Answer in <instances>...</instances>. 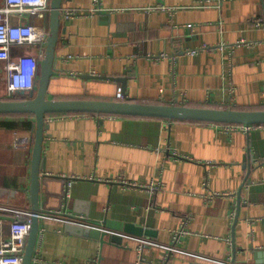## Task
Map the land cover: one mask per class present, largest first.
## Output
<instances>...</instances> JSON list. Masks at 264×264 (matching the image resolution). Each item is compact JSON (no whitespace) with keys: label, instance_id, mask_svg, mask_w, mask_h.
Returning <instances> with one entry per match:
<instances>
[{"label":"crops","instance_id":"0c3cea01","mask_svg":"<svg viewBox=\"0 0 264 264\" xmlns=\"http://www.w3.org/2000/svg\"><path fill=\"white\" fill-rule=\"evenodd\" d=\"M93 8L103 11L90 14ZM69 9L87 14L68 19ZM259 18L264 0H65L56 49L60 74L49 98L262 110ZM10 22L50 31V11L13 15ZM39 52L37 46L12 49L16 58ZM4 66L1 61L0 99L9 97ZM105 76L126 77V91L123 83L99 78ZM55 115L44 136L41 211L84 215L109 235L101 243L42 219L34 264H163L165 248L147 247L140 255L133 237L213 260L264 264L254 256L264 254L263 124L225 133L219 124L197 121ZM35 127L32 115L0 116L1 206L31 209ZM119 179L162 187L151 200ZM77 202L88 214L74 210ZM128 224L150 233L129 232ZM182 229L187 233L177 236ZM167 264L217 263L179 252Z\"/></svg>","mask_w":264,"mask_h":264},{"label":"water","instance_id":"95a60500","mask_svg":"<svg viewBox=\"0 0 264 264\" xmlns=\"http://www.w3.org/2000/svg\"><path fill=\"white\" fill-rule=\"evenodd\" d=\"M65 0H50V31L49 37L44 49V57L39 66V76L37 79L36 90L24 91L21 90L16 95H21L26 98L19 100L0 99V116L29 114L35 117V136L34 146L32 150V167H31V185L29 189L31 200V211L33 213L29 226L30 235L27 241V248L24 256L23 264H34L33 259L36 254L37 242L40 234V188H41V172L44 169V159L42 157L44 150V136L49 125L46 124V117L54 114H96V115H113V116H133V117H148L162 118L171 122L175 121H197L203 123L215 124H232L241 126H262L264 124V109L262 110H236L232 108H202L190 107L181 104H165V103H143L135 102L132 99L120 100H101V99H50V85L53 78L57 77L60 72L57 68L56 49L60 42L61 26H62V8ZM94 76H85V78ZM102 80H114L123 83V91H126V77H99ZM14 95V96H16ZM12 96V97H14ZM3 191V192H2ZM4 193L1 190L0 194ZM74 210L88 214L86 206L82 208L81 202H77ZM84 205L85 203H81ZM80 206V207H79ZM66 231L76 233L90 238H96L101 243L105 242L108 232L96 228H85L78 225H65ZM127 231L143 235L145 232H150L141 228L127 225ZM114 242H120V236L111 235ZM234 253L236 249L234 248ZM254 256L263 258L264 254L255 253ZM236 263L234 260L233 264Z\"/></svg>","mask_w":264,"mask_h":264},{"label":"built area","instance_id":"2783aa9c","mask_svg":"<svg viewBox=\"0 0 264 264\" xmlns=\"http://www.w3.org/2000/svg\"><path fill=\"white\" fill-rule=\"evenodd\" d=\"M99 3V0H94ZM5 6L0 8V62H5L3 77L6 82V89L8 91L9 97H12L19 93V91H32L36 90L37 79L39 76V66L44 57V49L49 37V31L38 25H27V24H17L14 25L10 22L11 16H18L23 18L29 13H34L37 11H51L50 0H5ZM163 8V7H162ZM63 9V8H62ZM101 8L91 9V13L101 12ZM87 14V13H86ZM79 13L75 10H66L64 16L69 19V17L83 16L86 15ZM255 26L257 28L264 29V19L259 18L256 20ZM39 47V55H18L14 57L12 55V49L15 47ZM220 46L219 49H222ZM161 57H166V54H161ZM232 102V100L230 101ZM229 102V103H230ZM233 103V102H232ZM59 116H47L46 123H49ZM219 128L225 133L241 130L250 131L256 126H241V125H218ZM122 183L123 186L129 188H140L144 189L149 193V197L152 200L154 195L161 189L162 183H151L149 185H139L135 182H131L124 179L117 180ZM72 182L68 183V187ZM215 196H229V194H218L213 193L212 197ZM150 200V202H151ZM149 202V205L151 204ZM151 206V205H150ZM235 213V212H234ZM232 213V216L234 215ZM32 211L30 208H15L0 205V264H23L24 256L27 248V241L30 235V223L32 218ZM48 220L54 222H62L64 224L78 225L85 228H96L99 229L95 224H93L87 217L80 214H71L64 210L48 211L42 212L40 214V220ZM105 231V230H103ZM187 233L184 229L178 231L176 235ZM40 236V234H39ZM178 238V237H177ZM176 238V239H177ZM139 243V253L142 252L147 247L158 246L163 247L167 250V255L164 258L163 264H167L168 257L170 253H184L193 258H198L206 260L211 263L217 264H233L232 258L228 261H220L217 259H210L198 254L187 253L181 249H177L176 246H164L155 243L149 239L133 237ZM39 242V238H38ZM37 242V244H38ZM37 246V245H36ZM38 247V246H37ZM37 251V249H36ZM96 261L93 260L94 264ZM236 264V263H235Z\"/></svg>","mask_w":264,"mask_h":264},{"label":"trees","instance_id":"16d2710c","mask_svg":"<svg viewBox=\"0 0 264 264\" xmlns=\"http://www.w3.org/2000/svg\"><path fill=\"white\" fill-rule=\"evenodd\" d=\"M22 98H26V97H23V96H21L20 94L19 95H16V96H14V97H7V98H4V99H12V100H19V99H22ZM233 109H236V110H238L237 108H233ZM89 114H92V113H89ZM89 114H86V115H89ZM24 115H29V114H24ZM55 115V114H54ZM54 115H49V116H54ZM107 115V114H106ZM106 115H102V116H106ZM123 116H125V115H123ZM123 116H119V117H123ZM130 117H133V116H130ZM264 125V124H263Z\"/></svg>","mask_w":264,"mask_h":264},{"label":"rangeland","instance_id":"374dc122","mask_svg":"<svg viewBox=\"0 0 264 264\" xmlns=\"http://www.w3.org/2000/svg\"><path fill=\"white\" fill-rule=\"evenodd\" d=\"M5 86L3 84L0 85V91H2V88H4Z\"/></svg>","mask_w":264,"mask_h":264}]
</instances>
